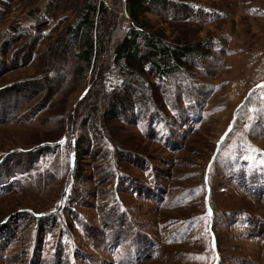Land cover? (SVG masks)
Returning <instances> with one entry per match:
<instances>
[{
    "label": "rangeland",
    "instance_id": "rangeland-1",
    "mask_svg": "<svg viewBox=\"0 0 264 264\" xmlns=\"http://www.w3.org/2000/svg\"><path fill=\"white\" fill-rule=\"evenodd\" d=\"M91 1L88 66L82 1L0 0V264H264V0L146 1L147 35L202 42L134 73L125 0Z\"/></svg>",
    "mask_w": 264,
    "mask_h": 264
},
{
    "label": "trees",
    "instance_id": "trees-1",
    "mask_svg": "<svg viewBox=\"0 0 264 264\" xmlns=\"http://www.w3.org/2000/svg\"><path fill=\"white\" fill-rule=\"evenodd\" d=\"M82 1L77 16L70 23L69 27L62 33L63 37L70 38L77 41L80 45L78 55L86 60L87 65H91L93 60H97L102 51V44L99 39L94 37V28L96 27L95 15L99 11L104 16L108 13V8L103 3L97 5L95 1L91 0H77ZM152 0H125V9L133 22L134 27L127 32L123 39L115 46L114 59L116 63H120L125 59L126 66L132 70H144V61L149 62V65L156 67L160 72H165L164 67L168 68V72H173L177 69L173 64L174 61L177 65L185 63L183 59L187 56H193L200 50L202 41H190L183 40L166 43L163 41L164 34L159 32L152 35L145 33L149 30L150 25L146 20L144 14L146 13V3ZM77 10V9H76ZM140 27L143 31H140L136 27ZM162 33V34H161ZM66 40V39H65ZM140 40L143 41L147 48H150L152 52L149 54H141ZM173 43V44H172ZM157 53H156V52ZM154 55V56H152ZM169 56H172L174 60L169 62ZM171 63V64H170ZM167 64V65H165ZM127 89L132 90L131 83ZM126 89V90H127ZM120 95V96H119ZM116 101L118 103L124 102L125 98L123 94H119ZM126 97V95H125Z\"/></svg>",
    "mask_w": 264,
    "mask_h": 264
}]
</instances>
